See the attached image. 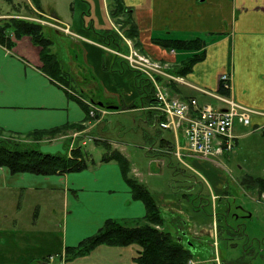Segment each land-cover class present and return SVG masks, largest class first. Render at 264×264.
<instances>
[{"label":"crops","instance_id":"1","mask_svg":"<svg viewBox=\"0 0 264 264\" xmlns=\"http://www.w3.org/2000/svg\"><path fill=\"white\" fill-rule=\"evenodd\" d=\"M30 1H27L26 9L32 8L46 21L59 22L75 33L71 35L49 25L43 27L44 36L53 44L52 54L67 75L71 89L96 104H105L102 109L105 118L112 113L142 116L145 109L149 110L148 106H143L148 98L140 83V74L129 69L127 63L112 51L127 53L126 42L120 36L117 40L109 38V33L115 32L113 19L120 28L123 27L121 34L126 37V21L130 17L131 26L138 32L135 41L148 55L174 68L186 59L201 56L186 75H182L193 87L174 86L173 96L196 97L201 104H219L198 89L216 92L221 75L229 74L232 77L229 95L261 113L254 115L248 126L235 124L236 143L249 134L244 133L243 128H250L251 132L264 130V0H120L131 8L125 12L118 9L116 0H69L67 8L63 2L67 0H40L39 7H34ZM11 12L19 14L16 10ZM10 16L14 17V14ZM154 39H199L206 45L200 50L168 52L152 43ZM13 42L9 49L0 44V129L15 136H25L68 125L85 126L88 122L85 106L44 72L41 47L27 36L15 38ZM132 105L135 108L124 110ZM74 132L69 130L67 135ZM170 135H162L161 142L164 145L170 143L174 156L185 163L184 151L180 157L177 152L186 145L183 134L179 137ZM61 149L57 145L48 150L58 152ZM80 173L82 176L68 173L44 177L28 173L12 175L8 169L0 168V190L26 192L27 196L22 199L24 204L32 203L35 194L57 185L60 190L65 189V209L71 207L81 211L76 215L67 212L63 223L36 230L40 228L41 220L36 214L22 219L11 213L8 225L9 215L0 202V264H50L51 257L62 256L66 248L78 246L96 234L108 219L130 223L145 217L144 204L132 198L131 189L116 162L100 161L95 169L88 168ZM72 178L79 180L73 182ZM247 182L256 186L255 181ZM179 196L170 194L165 198L169 199L172 210L185 213L187 220L183 225L187 231L193 230L198 235L199 229L200 232L217 229L214 215L209 218L199 212L204 209L202 196L198 195L201 201L192 203L185 197L178 199ZM216 196L219 198L214 194L213 199ZM154 200L162 208L159 196ZM56 237L61 247L60 243L54 247ZM135 250L133 246H99L66 264H136ZM56 257L53 264H60L61 260L57 261Z\"/></svg>","mask_w":264,"mask_h":264},{"label":"rangeland","instance_id":"2","mask_svg":"<svg viewBox=\"0 0 264 264\" xmlns=\"http://www.w3.org/2000/svg\"><path fill=\"white\" fill-rule=\"evenodd\" d=\"M27 1L28 0H0V17L5 16L10 18V15L14 14L15 20L40 24L42 27H44V25H49L65 32L63 29L67 27L66 25L59 24V22L55 24L54 22L50 23L42 18L39 13L35 14L32 8L31 10L26 9L25 6ZM68 1L69 0L63 1L65 2L66 8ZM30 3L34 7L36 6L32 0ZM123 8L124 11L122 12L131 9L127 8L124 1ZM12 10L19 11V14L12 13ZM124 19L122 21H125ZM2 21H4V19ZM113 21L116 26L114 28L115 36L110 32L109 34L111 36L109 38H115L117 40V29L120 32L123 31L122 28L119 27L120 24L117 23V20L115 21V19H113ZM119 21L120 20H118V22ZM72 35H75V33ZM129 47L130 46H128V49ZM134 47L136 48V46ZM136 49L140 51V49ZM142 49L144 50V48ZM112 51L122 53L119 50ZM127 53L122 54L128 56ZM141 53L148 57L146 58L147 60L143 61L145 64L150 65L152 63L151 61H153L159 62L164 66L162 70L165 74H157L156 77L158 76V81H160L161 78L168 83L167 86L170 85L172 82H170V78L166 75L175 73L173 72L174 66L167 62L160 61L146 53ZM125 62L128 64L126 59ZM62 73V75H57L54 78L56 79V83L68 93L69 91H74V89L70 87L71 84L67 75L64 71H62ZM175 75L177 77H182L181 74L178 75L175 73ZM140 78L142 87L148 92L154 89L155 93V88L150 80L142 73H140ZM174 86L193 87V85L188 83L186 85H183V83H175ZM164 89L173 96L171 93H173L174 90H171L169 87H164ZM193 91L196 90L193 89ZM73 94L77 98L81 97L79 93L73 92ZM177 98L183 99L180 97ZM196 99L198 103H200L199 99ZM213 104L218 107L220 106V103ZM148 105L149 100L147 99L143 106L147 107ZM96 106L100 109V112H98L99 114L96 113L95 116L88 115V122L85 123V126L80 124L83 127L80 125H78V127H72L75 132L71 133L70 136L67 135L69 130L50 136L32 135L31 133V135L15 136L0 129V140L8 141L11 144L20 143L21 145L32 143L35 148L43 154L51 155L69 154L71 150H75L80 146L83 152H85V160L89 169H95L102 160V157L108 154L107 152L118 151L128 162V177L146 187L152 197L153 195L155 198L159 196L162 202L161 206L165 212L162 211L160 205L159 207L165 221L162 226H157V229L169 234L174 241L184 242L187 245L190 243L189 247L193 250L194 258L188 260L187 264H189L191 260L196 262L198 260L207 261L206 264H264V253H256L255 256H252L251 247H248L247 245H249V243H246L247 237L264 239V189L261 193V189L255 185L252 187V184L247 182L248 180L255 181L256 178L264 179V130L251 132L250 128L241 127L244 133L249 132V134L243 136L238 144H235L231 152L208 159L192 157L185 152L184 148L180 147L177 152L180 157L183 155L184 151L183 159L185 163H183L182 159L174 156L175 151L170 143H167L166 146H162V135L166 134L167 137H171V133L161 130L159 121L156 120L157 118L153 119L156 115H154L152 110H149H156V106H148L149 110L145 109L142 116L134 113H112L106 118L102 114V109H105V104L104 106L96 104ZM129 109L132 108L126 107L124 110L129 111ZM99 119H101L100 122H96ZM81 128L84 129L82 130ZM239 128L240 127H238V129ZM55 129L57 128L40 132H48ZM36 138H39V140H36ZM180 143L183 146L184 140L182 139ZM57 145L62 147L58 152L48 150L49 148L57 147ZM72 147L74 148L72 149ZM160 160H162L163 163L160 162ZM72 175L82 176V173L74 172ZM72 180L75 182L79 179L72 178ZM88 185H90V183ZM69 188L72 189L71 187ZM64 191V188L60 190L57 185H52L49 186L46 191L35 194L31 199L32 203L24 204L22 199L27 196L26 192L11 189L0 190V202H3L5 205L7 215L12 213L18 215L22 219L30 218L33 214L38 215L41 219L39 224L40 228L36 230H39L41 228L44 229L53 226L52 224L54 223H63L67 218V212H73L72 214L75 215L81 214V211H74L71 207L68 210L65 209L67 205H65ZM170 194L173 196L179 194L182 197L179 196L178 199L183 200L185 197V200L190 203L201 201L199 196H202L203 201L201 206H203L202 208L204 209H201L199 212H202L209 218H212V215L216 217L217 223L222 225L220 235L215 227L214 230L204 229L203 232H200L201 229H199L198 232L200 234L197 233L198 235H196L193 230L187 231V228L183 225V221L187 220L185 213L183 211L178 212L177 210H172L169 206V199L165 198V195ZM214 194L219 195V198L216 196L213 199ZM226 203L231 206V215L227 210L225 211L224 206ZM237 205H241L251 216L243 217L245 214L236 209ZM222 213H228V216ZM10 223L11 216L9 215L7 224L9 225ZM132 223L133 222L129 224L131 225ZM141 223L143 224L144 222L142 221L140 224ZM126 224L128 225V223ZM133 224L139 223L134 222ZM189 224L193 225L194 223L189 222ZM238 225L241 226V233L239 236L242 238H238V240L229 239V237L233 236V230L236 229L235 227ZM58 241L59 239L56 237L54 247L59 245L60 242ZM215 256L217 257L215 258ZM59 259L60 257L57 258V261H59ZM70 261L72 260H67L66 262Z\"/></svg>","mask_w":264,"mask_h":264},{"label":"trees","instance_id":"3","mask_svg":"<svg viewBox=\"0 0 264 264\" xmlns=\"http://www.w3.org/2000/svg\"><path fill=\"white\" fill-rule=\"evenodd\" d=\"M32 1L36 6H40V0ZM116 1L119 2L118 9H120L121 12L124 11L123 3L120 0ZM129 12L131 11L129 10ZM127 19L125 36L132 39L134 42L138 38V32L136 27L133 25L131 26L130 17ZM10 34L16 39H21L24 36L30 37L34 44L41 47V58L45 73L53 78L63 74L57 57L52 54L51 48L53 44L44 36L43 27L40 24L15 20L14 18L2 21L0 23V44L8 49L12 48L14 45L12 38H10ZM114 34L115 32L112 35L115 36ZM117 36L119 35L117 34ZM152 43L168 50V52L173 49L175 51L200 50L206 45L205 41L199 39L194 41L154 39ZM135 46L140 49L141 52L146 53V51L139 46V42L137 43V41H135ZM200 57L199 55L186 59L180 66L174 68L173 72L185 76L187 70H189ZM168 87H170L171 90L175 89L172 84L168 85ZM144 94L149 100L148 106L157 105L154 89L150 92L145 89ZM130 108H135V106L132 105ZM85 109L87 115H89V110L86 107ZM152 112L156 115V117H154L157 118L156 120L159 122L163 120L164 116L160 115L158 111L152 110ZM80 126L83 127L82 125ZM72 127H78V125H68L59 127L53 131L36 132L32 135H57L61 132L72 130ZM81 129L83 130L84 128ZM36 140H39V138H36ZM162 146H164L163 143ZM107 153V155L102 157L101 161L105 163L113 161L120 166L123 177L131 189L132 198L144 204L146 215L143 219L133 221V223H139L135 225L133 223L130 225L129 222H122L119 219H108L96 234L84 239L76 247L66 248L68 260H75L76 258L82 257L99 246H133L136 249V257L134 258L136 264H187L188 260L194 258L193 250L184 242L174 241L169 234L157 229V226H162L165 221L159 205L146 187L128 177V162L123 155L118 151H110ZM85 156V152H83L81 147L72 150L70 154L51 155L43 154L37 150L32 143L21 145L20 143L11 144L8 141L0 140V168L8 169L12 175L28 173L49 177L82 172L88 168ZM255 182L262 193L264 189V179H256ZM141 220L144 222L143 224H140V222H142ZM126 223H128V225ZM221 227L222 225L217 223L216 231L219 235Z\"/></svg>","mask_w":264,"mask_h":264},{"label":"built area","instance_id":"4","mask_svg":"<svg viewBox=\"0 0 264 264\" xmlns=\"http://www.w3.org/2000/svg\"><path fill=\"white\" fill-rule=\"evenodd\" d=\"M4 18L5 16H1L0 20ZM63 30L73 34L69 27H65ZM125 41L130 46L128 56L118 51H114V53L123 57L124 60L126 59L131 69L144 74L153 84L157 101L156 109L164 116V121L160 123V127L163 130L173 132L177 137L180 132H183L186 140L184 150L190 156L208 159L231 152L236 144V122L248 126L251 124L254 115L261 114L237 102L229 95L232 89V79L229 74L221 75L219 88L216 92L198 89L201 93L213 97L219 102V107L212 104H200L196 98L185 100L171 96L164 89V87L168 88V83L161 78L158 81V76L156 77L157 74H165L162 70L164 66L151 60L150 65L145 64L143 61L147 60L148 57L137 50L130 40L125 39ZM166 76L170 78L172 83L187 84L183 77H177L174 74ZM79 99L91 107V116H95L100 111L90 102L81 97ZM206 263L207 261L202 260L189 261V264Z\"/></svg>","mask_w":264,"mask_h":264},{"label":"flooded vegetation","instance_id":"5","mask_svg":"<svg viewBox=\"0 0 264 264\" xmlns=\"http://www.w3.org/2000/svg\"><path fill=\"white\" fill-rule=\"evenodd\" d=\"M172 51H175V50L173 49ZM224 207H225V211L227 210L228 213L231 215V206L229 204L227 205V203H226V205ZM236 209L237 210H240L241 212H243L245 214V215H243V217H250L251 216V214L249 212H247V210H245L241 205H237L236 206ZM228 213H222V214L223 215L225 214V216L226 215L228 216ZM235 228L236 229L233 230L234 231L233 236L232 237H229V239H232V240H236L237 239L238 240V238H242L241 236H239L240 233H241L240 232L241 226L238 225ZM229 229H230V227H229ZM246 243H249V245H247V246L248 247H251L252 256H255L256 253H258V254L264 253V239L247 237ZM214 253H215V248H214ZM216 257L217 256H215V258Z\"/></svg>","mask_w":264,"mask_h":264},{"label":"water","instance_id":"6","mask_svg":"<svg viewBox=\"0 0 264 264\" xmlns=\"http://www.w3.org/2000/svg\"><path fill=\"white\" fill-rule=\"evenodd\" d=\"M99 105H100V106H104V104H103V103H99ZM114 108H116V107H114ZM189 245H190V243H189Z\"/></svg>","mask_w":264,"mask_h":264}]
</instances>
